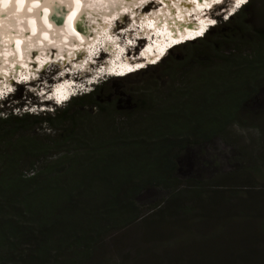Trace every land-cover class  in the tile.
I'll list each match as a JSON object with an SVG mask.
<instances>
[{
  "label": "trees",
  "instance_id": "1",
  "mask_svg": "<svg viewBox=\"0 0 264 264\" xmlns=\"http://www.w3.org/2000/svg\"><path fill=\"white\" fill-rule=\"evenodd\" d=\"M251 3L217 16L213 30L157 63L170 76L163 90L136 89L122 103L110 79L52 111L15 112L24 102L15 94L16 104L0 101V264H107L110 242L138 223L152 246L131 264H179L163 259L165 247L187 233L199 203L240 191L219 179L181 178L178 169L187 148L252 113L264 89V31L243 29ZM232 24L237 32H225ZM180 51L188 55L177 58ZM151 189L165 193L146 210L138 199ZM229 199L217 196L214 204ZM212 247L236 251L228 243Z\"/></svg>",
  "mask_w": 264,
  "mask_h": 264
},
{
  "label": "rangeland",
  "instance_id": "2",
  "mask_svg": "<svg viewBox=\"0 0 264 264\" xmlns=\"http://www.w3.org/2000/svg\"><path fill=\"white\" fill-rule=\"evenodd\" d=\"M117 3L120 4L119 1ZM112 4L114 5V3ZM148 5L138 4V10L146 6H148V10H155L158 7L156 3ZM230 10L221 13V10L217 8L212 12L214 14L213 18H217V15L221 13L219 16L226 19L228 15L232 14ZM136 14L138 13L131 14L134 15L131 17L134 23ZM114 16L116 17V15ZM125 17L130 19L129 16ZM217 19L218 22L221 20V18ZM242 22L244 30L247 29L249 32L264 31V0H252ZM124 25L125 27L129 26L128 22L125 21ZM210 29L213 30V28ZM236 29L232 24L230 27H226L225 32L234 30L236 33ZM223 45L224 43H221V46ZM227 45L230 46L231 44ZM182 46L183 44L173 49L176 50ZM175 54L177 58L188 55L184 51ZM81 58L84 59V56H81ZM81 63L83 64V62H80L79 65H82ZM34 68L38 69L37 66ZM43 68L38 70L36 75L37 80L41 78L42 82H36L37 80H35L31 84L22 82L20 84L15 83L14 86H11L13 77L9 81L6 77L8 72L1 70L0 88L3 94L0 96V101L9 98V102L12 101L13 104H16L17 100L10 98V95H20L24 102L20 107L12 108L15 112L28 111L36 113L44 111L41 106H44L46 111H52L55 106H65L68 101L61 105L50 101L42 102L45 99L43 96L44 90H42L44 84L49 85L50 82L56 81L59 77L58 74L62 73L58 69L60 67L52 63L44 65ZM166 70L167 68L152 65L125 76L124 78H127V80L121 83L119 78H112L107 75L98 79L94 85L86 86L83 81L80 84H83L82 87L86 90L84 93H87L97 84L111 79L113 82L111 89L120 98L124 99L122 103H126L127 95H131L136 89L140 90L144 87L158 85L159 90H163L170 78V76H166ZM76 72L78 73V71ZM3 87L5 89H2ZM9 89L12 90V93L5 95ZM249 111H252V113L244 111L241 120L232 123L221 135L209 142L187 148L180 156L178 175L181 178L192 177L208 183L219 179L223 187H240L238 188L240 191H218L199 203L194 211V220L188 224L187 233L184 235L180 233L176 242L171 244V247L166 245L165 250H169V252L165 251L164 260L167 261L171 258L174 261L177 259L179 264H225L227 261L232 264H241L246 260L264 262V119L258 118V116L264 117V89L250 104ZM44 130L46 132L50 131L49 129ZM164 193L161 189L145 191L139 197L138 203L148 210L160 202L164 197ZM224 195L231 196V199L227 202L214 204L216 202L214 198ZM169 227L168 225H162L163 229ZM192 227L197 229L194 234L191 233ZM224 227L229 228L231 231L223 232ZM145 231L143 225L138 223L128 228L123 234L116 236L109 244L107 255L109 261L107 264H131L138 255L144 254V249L149 253L152 243L149 236L143 235ZM216 242L231 244L234 247L233 249H236L235 253L214 252L212 246ZM155 251L160 250L156 249Z\"/></svg>",
  "mask_w": 264,
  "mask_h": 264
},
{
  "label": "bare ground",
  "instance_id": "3",
  "mask_svg": "<svg viewBox=\"0 0 264 264\" xmlns=\"http://www.w3.org/2000/svg\"><path fill=\"white\" fill-rule=\"evenodd\" d=\"M117 1H119L120 4H118ZM136 1L137 0H18L17 3L14 4L13 2L11 3L10 0H0V71L5 70L8 72V76L6 77H8L7 79L10 81L12 75L16 74L14 71L19 70V72L22 73L21 75L27 76L28 74L25 70H28V73H36L34 67L37 66L39 69L43 68L44 65H48V63H52L60 67L58 68L59 71L66 72V74L65 77H63L62 74L56 81L50 82V80L49 82L51 84L60 83L64 79H68L69 81L71 77L74 82L73 86H83V84H80L81 80H87L88 78L91 82L89 85H85L91 86L97 83L92 80L94 70L96 74V69H86L83 75L77 70L78 73L74 71L72 75L67 72V68L71 70L69 65H74L72 60L75 57L80 58L84 56L85 53H88L83 59L86 64L94 60L89 66L90 68L97 67L101 64L102 59L107 57V55L101 52L100 49L102 47L111 46L114 42L109 34V29L113 24L116 25L113 30L114 36L120 39H122L125 34H119L117 31L125 28V21L128 22V24L130 23L134 28L129 29L128 26L126 30L130 33H134L137 30L140 34L145 32L149 33L151 36L161 35L160 38L157 39L158 42H161L166 40L168 32H176L180 35L184 32L187 33L196 30L199 14L206 12L213 0H193L192 2L194 4L197 2L196 6L186 3L188 0H162V6L159 10L154 14L147 15L141 12L146 11L149 5L138 10V4H141V0ZM112 3H114V5ZM8 4L10 7L7 8ZM120 6L122 7V12H120ZM39 8L45 11L44 15H42ZM126 9H129L131 14L138 13L135 15L136 21L134 23V20H131V22L130 19H126L124 16L122 21L123 25L119 26V20H113V16L124 13ZM186 12L188 15H191V17L186 16ZM70 26L73 30V34L69 31ZM143 27L153 28H149L145 31ZM143 42V40L136 39V47H134L133 50L142 48ZM14 47L17 51H20L18 56L15 54ZM98 54L99 56L96 57ZM136 54L135 52L134 56ZM129 55L130 52L127 53V56ZM163 59L164 58H162V60ZM138 61L139 60L136 62ZM74 68L76 67L74 66ZM94 78H96V76H94ZM99 79H101V77ZM32 82L33 81L26 84H31ZM36 82H42V79L40 78ZM14 85L15 82L13 81L11 86ZM59 86L61 87V85ZM51 88L52 85L45 86L44 84L42 90L45 91L43 94L45 99H43L42 102H53L52 96L48 97V94L52 92V90H50ZM2 89L5 88L3 87ZM46 89L49 91L46 92ZM57 91L62 92V88L57 89L56 93ZM72 97L71 94L67 97L69 99L64 102L69 101ZM41 107L42 110L46 109L44 106Z\"/></svg>",
  "mask_w": 264,
  "mask_h": 264
},
{
  "label": "clouds",
  "instance_id": "4",
  "mask_svg": "<svg viewBox=\"0 0 264 264\" xmlns=\"http://www.w3.org/2000/svg\"><path fill=\"white\" fill-rule=\"evenodd\" d=\"M217 16H219V15H217ZM215 19H216V21H217V18H215ZM210 28H211V27H210ZM210 28H209V29H210ZM180 45H181V44H180ZM176 47H177V46H176ZM171 50H172V49H171ZM171 50H170V51H171ZM170 51H169V52H170ZM169 52H168V53H169ZM167 55H168V54H167ZM167 55H165V56L162 57V58H165ZM161 60H162V59H161ZM161 60H160V61H161ZM160 61H159V62H160ZM159 62H157V63H159ZM157 63H156V64H157ZM156 64H154V65H156ZM149 66H152V65H149ZM149 66H147V67H149ZM145 68H146V67H145ZM145 68H143V69H145ZM138 71H140V70H138ZM135 72H136V71H135ZM135 72H134V73H135ZM130 74H132V73H130ZM130 74H128V75H130ZM110 77H111V76H110ZM124 77H125V76H124ZM49 84H51V83H49ZM95 84H96V83H95ZM45 86H46V85H45ZM47 90H48V89H47ZM48 91H49V90H48ZM81 93H84V92H81ZM81 93H80V92H77V93L74 94V95L72 94V96L75 97V96H77V95H79V94H81ZM64 103H65V102H64ZM57 105H59V104H57Z\"/></svg>",
  "mask_w": 264,
  "mask_h": 264
},
{
  "label": "snow or ice",
  "instance_id": "5",
  "mask_svg": "<svg viewBox=\"0 0 264 264\" xmlns=\"http://www.w3.org/2000/svg\"><path fill=\"white\" fill-rule=\"evenodd\" d=\"M241 2H243V0H238L237 4H236V8L240 7ZM233 11H235V9H233Z\"/></svg>",
  "mask_w": 264,
  "mask_h": 264
}]
</instances>
